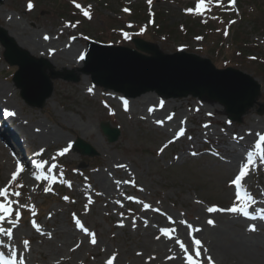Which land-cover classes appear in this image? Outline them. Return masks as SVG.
I'll list each match as a JSON object with an SVG mask.
<instances>
[{"label":"rangeland","instance_id":"374dc122","mask_svg":"<svg viewBox=\"0 0 264 264\" xmlns=\"http://www.w3.org/2000/svg\"><path fill=\"white\" fill-rule=\"evenodd\" d=\"M205 2L210 11L201 15L187 12L195 11L198 0H152L151 5L147 0H31V10L29 0H4L0 5L1 28L24 44L46 42L45 48L55 52L50 60L58 63H49L53 71L79 77L76 84L53 81V94L45 106L29 108L12 84L16 68L2 59L0 46V99L19 120L4 122L0 107V131L19 155L0 141V188L20 167L17 161L25 165L30 158L33 165L42 163V174L49 177L36 179L41 172L33 166L25 170L32 179L26 182L24 175L12 182V190L21 193L12 197L19 201L12 205V219L19 212V224L3 226L19 233L14 241L17 254L27 240L25 257L34 264H108L112 257V264H187L180 243L187 248L200 239L207 249L206 254L201 249V264H208L206 239L195 229L207 225L224 230L225 222L237 220V225L228 224V232L235 229L243 238L264 235V221L259 219L264 208V164L258 158L242 180L258 203L257 219L207 212L211 206H232L235 187L230 182L238 174L237 162L231 163L235 156L246 160L248 150L240 144L251 146L252 140L255 145L256 134H264V111L258 114L255 107L236 123L227 120L218 103L207 99H165L147 92L127 99L129 103L120 102L121 94L94 87L89 77L78 73L88 42L133 49L132 39L140 38L163 54H193L209 59L217 69L232 68L251 76L261 87L258 103L264 107V0H218L219 6L217 0ZM150 13L155 20L152 26L147 21ZM235 34L240 35L238 48L231 47ZM41 53L38 49L31 57L42 58ZM143 96L141 103L136 102ZM102 122L119 129L116 143H107L99 129ZM20 123L54 137L24 143L16 130ZM77 139L97 156L74 153L71 144ZM101 177L110 194L102 189ZM208 219L215 225H209ZM250 225L256 231H249ZM163 229H168L169 237Z\"/></svg>","mask_w":264,"mask_h":264},{"label":"water","instance_id":"95a60500","mask_svg":"<svg viewBox=\"0 0 264 264\" xmlns=\"http://www.w3.org/2000/svg\"><path fill=\"white\" fill-rule=\"evenodd\" d=\"M3 1L0 0V5ZM133 43L134 50L89 44L84 68L79 70V74L89 75L96 86L131 99L147 92H154L165 99L189 96L207 99L223 107L231 122L241 123L255 106L258 107L257 113L262 114L264 107L257 102L261 87L249 75L232 68L217 70L209 60L191 54L166 55L157 46L138 39ZM0 45L5 63L9 67H17L12 83L29 108L40 110L44 107L53 93L52 81H79L78 75L54 72L46 61L31 57L2 28ZM100 129L108 143L118 140V129L106 123H102ZM72 148L81 156H97L79 139Z\"/></svg>","mask_w":264,"mask_h":264},{"label":"snow or ice","instance_id":"6c2138e0","mask_svg":"<svg viewBox=\"0 0 264 264\" xmlns=\"http://www.w3.org/2000/svg\"><path fill=\"white\" fill-rule=\"evenodd\" d=\"M147 2L149 5H151L152 0H147ZM208 3H212V0H208ZM231 3H234V0H231ZM217 6H219L218 0H217ZM27 7L28 10L32 9L33 4L31 3V0H29ZM76 7L80 8V5L76 4ZM125 11H127V9H125ZM205 11H210V9L207 7L205 0H198V3L195 5V11H193V9L191 8L187 9V12L193 15H201ZM83 14L89 19L91 18L90 13L88 11H84ZM213 18L215 19V17ZM45 39H48V37L46 36ZM9 115H14V113H9ZM256 135L259 137V141L255 143L254 150L247 151V155H246L247 162L241 164L239 174L235 176V178L230 182V185H234L235 187V200L233 201L232 206L227 209H222L218 206H211L207 208L208 213L227 212L233 215L241 216L247 220L257 219V216L253 215L252 212L249 211L250 208L254 209L257 202L255 201L252 194L249 193L246 189H244V186L242 184V180L246 176L247 170L250 167H254L256 165L257 158L259 159V162L261 164H264V134L257 133ZM241 139L243 138L241 137ZM161 151H163V149H161ZM63 154L64 153L61 152V155ZM193 155H195V153H193ZM35 167L41 172V174L36 175V179L38 180L49 179V177L42 174L44 167L42 163L39 162L35 163ZM21 171L22 168L18 167L16 169V173L12 175L11 181L8 184H6L4 187L0 188V236H5L7 240H11L13 238V231L11 228H6L3 225L7 223V224H11L13 227H17L19 224V215H20L19 212H16V218L12 219L13 216L12 205L18 204L19 201L12 199V197H19L21 193L19 191L12 190V182L17 180V177ZM51 179L55 180V177H52ZM17 187H22V185H17ZM48 190L49 189H45V191ZM145 207H150V206L145 205ZM259 219L264 221V208L260 209ZM181 223H185V222L181 221ZM207 223L212 226L215 225V221L213 219H208ZM76 224L82 227V225H80L79 220L76 221ZM189 228H191L190 225ZM248 230L256 231V226L250 225ZM37 231H40V229L37 228ZM162 231L165 237H169L168 229H163ZM172 231H175V229H173ZM194 231L199 232L201 230L197 228ZM159 238L160 237H157V239ZM91 242L93 244L96 243L94 236ZM23 245L24 248L27 249L29 246V241L24 240ZM193 245L195 246L194 249L192 247ZM3 247L4 245L0 244V248ZM180 248L184 250L187 264H201V260H200L201 249H203V252L205 254L207 253V249L203 248L202 241L200 239H194L193 241H191L187 248L185 247L184 243H180ZM189 252H192V254H189ZM17 255L18 254L15 247H9L5 251H0V264H25L24 256L21 254L18 261ZM113 259H115V257H112V259L108 261V264H112ZM207 260H208V264H213L212 258L210 256L207 257Z\"/></svg>","mask_w":264,"mask_h":264},{"label":"bare ground","instance_id":"6f19581e","mask_svg":"<svg viewBox=\"0 0 264 264\" xmlns=\"http://www.w3.org/2000/svg\"><path fill=\"white\" fill-rule=\"evenodd\" d=\"M7 34L14 40L15 44L20 49L27 51L30 55H34V52L36 50L40 49V51L42 52L41 56H43L46 60H48L50 64H53V65L58 64L57 60H55V59H51L52 61L50 60L51 57L49 55L54 56L55 52L53 50H48L47 48H45L46 42L34 40L35 42H33L32 44H30V43L24 44V43H21L18 40H16V38L11 34V32L7 31ZM72 53L73 52L71 50V51L66 53V56L70 55ZM117 97L119 98L120 102L125 101V102L129 103V100H125L122 97H120L119 95H117ZM145 98H146V96L140 97L138 100H136V102L140 101V103H141ZM0 107L2 108V112H3L4 116H6V119L10 123H13V122L15 123V121H19V120H16V117L14 115H9V113H13V111L10 108V106L6 103V101H3L2 99H0ZM148 108H150V107H148ZM151 110L154 111L155 109H151ZM156 111L157 110H155V114L157 115L159 112L158 111L156 112ZM16 130L18 131L17 132L18 134L23 136L24 143H28L29 141L32 142V141L36 140L37 138L41 141H49L51 139V137H54V135H52L50 132H43V131H41V132L37 131L36 132V130L33 128L28 129L22 123H20V125H18V128ZM30 131H31V133H29ZM72 141H73V139L71 138L70 142H72ZM250 141L252 142L251 144L253 146L251 145V146L244 147V145L240 144V146H242L244 151L254 150V142L252 140H250ZM236 143H238V142H236ZM5 161H6L7 169H9V167L11 166L10 161H9V159H7ZM246 162L247 161L246 160L244 161V159L242 157H240V160H239L238 156H235V158L231 164L234 165L236 163V165L234 166V169H235V172L237 174H239L241 164L246 163ZM30 168H33L31 161H30L27 169H30ZM250 168H254V167H250ZM7 169L4 168V172L7 171ZM24 175H26L25 171H21L19 173L18 177L24 176ZM25 179L27 182L30 179H32V177L26 175ZM99 182L102 184V185L100 184L102 189H104L105 191H107L110 194L111 188L107 186V181L101 177ZM253 197L255 199V196H253ZM257 208H258V203H256L254 209L250 208L253 210L252 211L253 215H255L254 213H256ZM236 217H239V216H236ZM237 222H238L237 220H234V222H231V221L228 223L225 222L224 224L226 226H224V230H222V229L217 230V229H214V227L208 228L207 225H205L204 228L200 227L201 231H199L198 233H200V235L205 237L207 247L209 248V254L211 255V257H213V259L215 261L214 263L225 264L228 261V262H233L234 264H264V235L263 236H257L258 238H256L255 236H251L249 238H243V236L241 237V235L239 236L236 233L235 229L231 232H228L227 231L228 224H234V225L236 224L237 225L238 224ZM19 237H20V235L16 231H13V238L11 240H7V238L5 236H0V244L4 245L3 248H0V251H4L6 249L7 245H9L10 247L13 246L16 248L18 243L15 244L16 242H14V241L18 240ZM69 239H72V237ZM14 244L16 246H14ZM24 250H25V248L22 246L18 248L17 260L19 261L20 255L22 254L25 258V264H34V262L26 259L25 256H28V254ZM32 251L29 250V252H32ZM36 251L38 254H41L40 248H38ZM176 258H177V260H179L180 259L179 255H177ZM171 264H180V263L174 262Z\"/></svg>","mask_w":264,"mask_h":264},{"label":"trees","instance_id":"16d2710c","mask_svg":"<svg viewBox=\"0 0 264 264\" xmlns=\"http://www.w3.org/2000/svg\"><path fill=\"white\" fill-rule=\"evenodd\" d=\"M232 35H233V33H232ZM231 47L232 48H238L239 47V44H240V35H238V34H235L233 37L231 36ZM213 44H214V42H212Z\"/></svg>","mask_w":264,"mask_h":264}]
</instances>
